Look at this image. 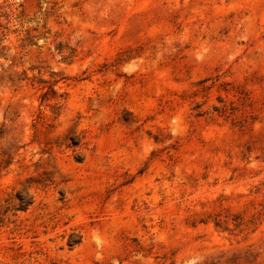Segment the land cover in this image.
<instances>
[{
  "label": "rangeland",
  "instance_id": "obj_1",
  "mask_svg": "<svg viewBox=\"0 0 264 264\" xmlns=\"http://www.w3.org/2000/svg\"><path fill=\"white\" fill-rule=\"evenodd\" d=\"M0 264H264V0H0Z\"/></svg>",
  "mask_w": 264,
  "mask_h": 264
},
{
  "label": "trees",
  "instance_id": "obj_2",
  "mask_svg": "<svg viewBox=\"0 0 264 264\" xmlns=\"http://www.w3.org/2000/svg\"><path fill=\"white\" fill-rule=\"evenodd\" d=\"M27 205H29V202L27 201H21V207L25 208Z\"/></svg>",
  "mask_w": 264,
  "mask_h": 264
}]
</instances>
